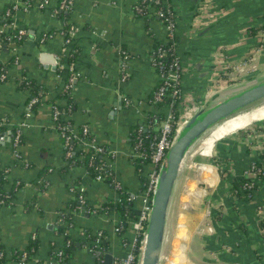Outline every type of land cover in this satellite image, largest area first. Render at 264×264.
I'll use <instances>...</instances> for the list:
<instances>
[{
  "label": "crops",
  "instance_id": "obj_1",
  "mask_svg": "<svg viewBox=\"0 0 264 264\" xmlns=\"http://www.w3.org/2000/svg\"><path fill=\"white\" fill-rule=\"evenodd\" d=\"M24 1L0 0V15L17 6L12 18L26 31L21 44L15 42L0 52L4 63L13 60L7 77H0V123L4 122L9 132L21 128L18 151L28 162L25 165L17 159L11 141H0V166H12L7 187L15 180L24 184L12 206H0V243L7 253L0 264H18L12 252L24 249L32 239L38 240L39 248L26 264H55L52 252L65 245L64 235L57 231L59 223L70 213L69 205L80 189L96 208L120 200L123 194L134 196L131 204L136 213L142 207L143 184L153 165L145 166V180H141L135 171L137 156L131 134L140 127L156 135L162 123L158 124V118L169 113L167 103L157 106L151 101L161 82L152 62L155 44L169 41L157 16H142L136 11L141 0H75L68 19L74 28L70 41L62 31L64 20L52 10L60 0H49L47 7H39L40 0H34L29 8ZM171 3L180 18L175 46L183 66V99L190 108L203 106L209 95H216L218 85L234 76L252 77L256 64L257 72L264 68V31L250 33L251 28L264 24V0H211L215 16L208 24L201 21V13L198 15L199 4L192 8L190 0ZM205 13L211 17L208 10ZM13 29L10 23L0 24V33ZM68 42L78 50L69 68V77L75 72L78 78L68 96L76 108L68 118L76 129L87 126L96 144L113 153L104 159L111 161L105 159L120 190L93 178L83 165L64 169L65 145L54 119V105L41 103L31 116L26 115L30 91L21 87L23 77L41 85L46 99L55 98L69 80L64 83V76L58 73L59 69L67 70L62 59ZM123 53L127 55L125 80L121 73ZM223 61L233 67L223 71ZM198 62L203 71L210 72L202 80L197 78ZM202 84L205 86L200 89ZM125 99L131 103L126 104ZM67 101L62 97L56 103L65 105ZM263 118L264 110H260L252 121H237L240 131L218 141L214 151L202 148L218 138L200 145L206 137L195 143L198 150L189 151L174 187L162 257L169 256L174 264H264V237L258 221V210L264 211V181L250 196L240 185L230 191L234 182L245 178L252 163L264 165V135H260L259 124L251 127ZM249 123V130H242ZM235 190L244 193L238 196ZM72 218L74 247L69 264H96L97 252L104 254V260L111 252L114 262L126 255V243L134 239L135 231L130 225L119 234L116 213L79 209ZM91 235L97 237L94 243L88 241ZM102 240L108 244L106 251L100 246ZM160 264L166 263L161 260Z\"/></svg>",
  "mask_w": 264,
  "mask_h": 264
},
{
  "label": "built area",
  "instance_id": "obj_2",
  "mask_svg": "<svg viewBox=\"0 0 264 264\" xmlns=\"http://www.w3.org/2000/svg\"><path fill=\"white\" fill-rule=\"evenodd\" d=\"M33 1L34 0H25L24 1L25 8L31 7ZM74 4H75V0H60L58 4L52 7V10L55 14L61 11L67 12V11L72 10ZM152 4L153 5L155 4V6H157V9L154 8ZM47 6H50L49 0H40L39 7H47ZM150 6L153 9L152 10L153 13H155L156 16L160 20H162V23L164 24L166 28L167 38L169 41L166 43L175 45L176 44L175 43L176 29H177V25L179 23L180 18L173 7L171 0H141V3L137 5L136 7V11L142 16L147 15L146 10L147 8H150ZM199 6L200 7H199L198 15L200 17V13H201V17H202L201 21L207 24L210 23V21L213 20L215 16L211 10L212 8L211 0H201L199 3ZM16 7L17 6H12V8L7 11V15L10 16L11 12H13ZM205 10H208L211 17L206 15ZM8 23L12 24L13 28H15L13 29V31L16 30L18 32L17 35H13V37L16 36L17 40H20L22 36L26 34V31L24 29L17 27L13 18ZM46 37L47 35L42 40H44ZM9 40H11L10 44L15 43V41L12 39V36L9 37ZM69 40L70 39H67V41ZM154 53L155 54L153 55L152 62H153L154 67L158 68L159 71L161 72L160 78L163 84L159 85V87L155 90L151 101L153 103H157V102H161L166 99L168 107H169V113L162 120L158 133H156L155 137L152 138L153 142H151V145H150V152H147L146 150H141L143 141L145 140V138L146 139L150 138L151 137L150 134L145 136L143 134L144 132L143 128L139 127L137 129V133H136L137 142L134 147L135 156H137V158L150 159V164L153 165V170L152 172L149 173L147 180L144 181L142 207L136 213L137 218L132 223V226L135 231L134 239L131 242L126 243L129 249L126 255L120 259H117L115 262L113 261V264H140V259L138 263H136V251L138 247L137 245L140 242L139 249L142 252L144 236H145L148 220L150 217V212L152 209V197H153V194L156 188L159 171L161 169V166L164 162L165 156L169 148L171 147L172 143L175 140L176 134L178 133L180 127L196 112V110L194 108H190L189 105L186 104L187 102H185V100L183 99V89H182L183 66H182L181 58L174 57V60H172V62L170 63L167 72H165L164 71L165 65L163 64L162 58L168 54V51L164 49L163 47L159 46L154 50ZM123 55H124L125 60L121 64V73H122V79L125 80L128 76L127 75V62H126L127 55L125 53H123ZM223 65H224V68H223ZM220 67L223 68L222 69L223 71H227L228 69L233 67V65L232 64L230 65L229 63H227V61H223V64L222 62L220 63ZM7 75H8V71L0 74V77L4 79L7 77ZM77 78H78V74H76L75 72H71L68 83L65 86V91L68 92V94L71 93V90ZM167 86L170 87L169 93L166 92ZM208 100L209 99L206 98V102ZM36 102H37V98H33L27 104V112H26L27 116H31L32 109H33L32 107L34 106ZM125 102L126 104L131 103V101L128 99H125ZM53 109H54V119L55 121H57L61 113H60L59 108L56 105L53 106ZM176 110H181L178 120L176 119L174 115V111ZM263 122L264 121L259 123V130H260L261 136L264 135V123ZM175 123L177 124V126L173 134V130H174L173 127ZM2 126L5 127L4 122L0 123V127ZM60 128H61L60 133L62 134L63 138H65V144H64L65 149H66L65 157L69 159L72 157L73 149H74L73 145L70 144V141L72 139V136L74 134L75 136H77L78 133L76 129L71 128L69 130L70 133L67 134L65 128L63 129L62 126L59 125L58 129ZM82 133H83V136H81V138L79 139V142L82 144H85L87 146L86 149L91 148V149L96 150L97 152H100L103 154L106 153V156L113 155V153L107 150L106 147L96 144L95 138L93 137L92 134L89 133L87 126L82 127ZM21 135L22 133H21L20 127H17L15 128L14 131H10V132L7 131V128H6V131L0 134V141H6V140L11 141L14 147V150L16 152L17 159L24 161L25 165H28V162L22 158L21 153L18 151L19 146L21 145V141H22ZM262 149L264 150V145L262 146ZM260 164L262 165L261 167L256 165L255 162L252 163L251 166L245 172V178L250 179V181L245 186H242L241 191L245 192V190H248L250 192L249 194H247L248 196H250L255 191L259 182L264 181V165L263 163H260ZM96 169L99 170L100 172L98 176L96 177L98 180L103 181L106 178H108L111 180L110 184L116 190L121 189V186L119 182L116 180L113 171L108 167V165L105 162L101 164H97ZM0 171H1V168H0ZM20 182L21 181L19 180L17 183H20ZM83 192H84V189L79 190V202L81 204L80 209L91 212L90 209H85V208H88L89 205L87 206L85 205L87 200ZM234 193L237 194L238 190H235ZM0 197H1V193H0ZM122 198L126 200L128 203H131L134 199V196L129 195V194H126V195L123 194L120 200H122ZM4 201H5L4 199L0 198V206H2ZM258 214H259L258 221L260 225V231L263 235L264 234V211L260 208L258 210ZM121 228L122 227L119 226L117 228L118 231L121 230ZM209 228L211 229V227ZM99 241H100V238L97 239V242ZM54 252H57L58 256H52L53 257V259H51L52 263H55L58 260V257L60 258L63 255V250L61 249H58ZM5 256H7L6 250L3 248L2 244L0 243V258H3ZM140 256H141V253H140ZM26 258H27V253L25 251L23 252L22 259L18 260L17 263L26 264L28 262L26 261ZM161 260H163V263H166V264H174L170 260L169 256L167 255H164L163 257L161 256L160 261Z\"/></svg>",
  "mask_w": 264,
  "mask_h": 264
},
{
  "label": "trees",
  "instance_id": "obj_3",
  "mask_svg": "<svg viewBox=\"0 0 264 264\" xmlns=\"http://www.w3.org/2000/svg\"><path fill=\"white\" fill-rule=\"evenodd\" d=\"M60 2V1H59ZM141 3V2H140ZM152 6H154V8L157 9V6H155V4ZM152 7L150 6V8H147L146 12L148 14V16H156L155 13H153L152 11ZM69 12L70 11H61L58 12V16H60L65 24L62 28V31L65 33V38L66 40L69 38L70 39V35L71 33L74 31V28H72V25L70 23H68V19H69ZM193 14L196 16L197 12L196 10L193 12ZM12 15H14V11L11 12V16H8L7 14L4 15H0V24H4V23H8L12 20ZM162 22V20H161ZM259 30H263L264 31V24L261 25L260 27L257 28H251L250 29V33L252 35L257 34V32ZM17 31H10V32H3L0 33V52H3L6 48L10 47V43L11 40H9V37L12 36V39L16 42V44H21L25 35L22 36V38L20 40H17L16 36L13 37V35H17ZM70 41V40H69ZM69 43V42H68ZM163 47L164 49H166L168 51V54L166 56H164L162 58L163 64L165 65V69L164 71L167 72L168 67L170 65V63L172 62V60H174V57H180L177 51V48L175 45L170 44V43H156L155 44V49L157 47ZM78 53V50L75 49L73 46H71V44H67V48L65 50V52L63 53V59L62 62L65 63L67 70L65 72V69H59L58 73H60L61 75L64 76V83H66V80L69 77V72L71 70H69L72 62L74 61L76 55ZM155 54V53H154ZM13 62V60L4 63L3 61L0 60V74L7 72L10 63ZM159 74L161 73L159 71V69L157 68ZM68 73V74H67ZM24 76V75H22ZM68 83V82H67ZM162 81L160 82L159 85H162ZM66 86V85H65ZM21 87H23L24 89H27L30 91V96L28 98V103L33 99V98H37V102L34 104V106L32 107V111L36 109V107L38 105H40L41 103H45V102H49L52 105H56L59 110H60V116L59 119L56 121V125L59 126L61 125L62 128L66 130V133L69 134V130L71 128H75V124L74 121L72 119H69L68 116L71 115L76 108V104L74 102V100L72 98H69V94L68 92L65 91L64 86L59 89L58 94L55 98L52 99H46V92L45 89L41 86L38 85L36 82L28 79L27 77H23L22 83H21ZM159 87V86H158ZM157 87V88H158ZM183 89V88H182ZM166 92L169 93L170 92V87L167 86L166 87ZM153 96V95H152ZM62 97H67L68 101L65 105L62 104H58L57 99L62 98ZM153 97H151L152 100ZM167 103V100H163L161 102H157L155 103L157 106H165ZM181 113V110H176L174 111V115L176 117V119L178 120V117ZM164 119L163 116H160V118H158V124L160 122H162V120ZM177 124H174L173 127V134L174 131L176 129ZM83 127V126H82ZM82 127L79 126L76 131H77V136H75V134L72 136V139L70 141V144L73 145L74 149H73V155L71 158H66V166H65V170L67 171L68 169H70V167H76V166H80L83 165L85 167V169L88 170L89 174L93 177L96 178L98 176V174L100 173L99 170L96 169V165L97 164H101L105 162L104 156H106V153H100L97 152L94 149H84L82 147L79 146L80 142L79 139L81 138V136H83L82 133ZM138 129V128H137ZM137 129L134 128V130L132 131L131 134V141H132V146L135 147V144L137 142L136 140V133H137ZM244 130V129H243ZM6 131V127H0V134L4 133ZM59 131L61 132V128L59 129ZM240 131V130H239ZM154 132H143V134L146 136L148 134H150V138L146 139L143 141L142 144V148L141 150H146L147 152H150V145L152 141V138L155 137V134H153ZM64 144H65V138H63ZM66 152V149H65ZM264 157V156H263ZM106 163V162H105ZM148 164H150V159H144V158H136L134 160V165H135V171L137 172L138 176L140 177L141 180H145V177L143 176V171L145 166H147ZM258 166H262L260 163L256 164ZM12 167V166H11ZM10 166H1V173H0V193H1V199H4V203L2 204V206H12V199L16 197L17 195V191L21 190L24 187L23 182L17 183L19 180H15L13 182V185L9 188L7 187L8 183L10 182L9 180V173L12 170ZM106 182L110 183L111 180L106 178L105 179ZM250 181V179L248 178H241L239 180V182H234L233 185L230 187V191L231 193L233 192L234 189L238 188V185L240 186H245L248 182ZM244 193V192H241ZM240 191L238 192V196H241ZM246 194H249L250 192L248 190H245ZM86 206H88V208L85 209H90V211L93 213L94 211H96L97 213H116L119 217L118 219V227L121 226V230L118 231L119 234L126 232L128 227L131 225L133 221L136 220L137 215L135 210H133L132 208V204L128 203L126 200H124L122 198V200H110L107 202H104L100 207H94L91 204H89V202L86 201ZM80 202H79V195H76V197L71 201L69 207H70V213H66L63 219V222L59 223V227H58V233L61 235H64L65 238V245L63 248H61V250H63V255L62 257H58V260L55 262V264H69L70 260L73 258V247H74V242H73V238L72 235L70 234V225L73 223V214L78 211L80 209ZM264 236V234H263ZM119 237H121L119 235ZM96 236L91 235L88 238V241H91L94 243L96 240ZM90 239V240H89ZM102 239V238H101ZM71 240V242L69 243L68 241ZM94 245V244H93ZM100 246L103 247V249L106 251V249L108 248V244L107 242H104V240H102ZM137 251H136V263H138L139 259H140V242L137 245ZM4 248V247H3ZM39 248V242L37 239H32L30 240L29 244L24 248V249H16L12 252V259L13 260H21L22 259V255L23 252L26 251L27 253V258L26 261H30L33 259V257L36 255L37 250ZM99 248V246H98ZM128 248V247H127ZM129 249H127L126 253L128 252ZM97 259H96V264H105V260H104V254H102V252H97ZM52 256H58L57 252H52L51 254ZM6 260V256L3 258H0V263L4 262Z\"/></svg>",
  "mask_w": 264,
  "mask_h": 264
},
{
  "label": "water",
  "instance_id": "obj_4",
  "mask_svg": "<svg viewBox=\"0 0 264 264\" xmlns=\"http://www.w3.org/2000/svg\"><path fill=\"white\" fill-rule=\"evenodd\" d=\"M196 8L201 0H190ZM197 78L205 79L209 71H203L198 62ZM205 84L199 86L202 89ZM211 99V98H210ZM208 100L180 127L159 171L152 197V209L148 220L140 264H160L169 208L179 170L193 145L212 127L232 118L240 112L251 110L264 100V78L243 87L224 98ZM111 162L108 158H105ZM106 264H113L112 253L105 256Z\"/></svg>",
  "mask_w": 264,
  "mask_h": 264
},
{
  "label": "rangeland",
  "instance_id": "obj_5",
  "mask_svg": "<svg viewBox=\"0 0 264 264\" xmlns=\"http://www.w3.org/2000/svg\"><path fill=\"white\" fill-rule=\"evenodd\" d=\"M257 65L258 64H256V69H257ZM256 69H254V71H253L254 73H253L252 77H248L247 79H243V77H242L241 79H239L238 75H237V76H234L232 80H229V82H225L224 84L218 85L217 88L214 89L217 91L216 95L212 96L210 100H212V98H214L213 101L216 99L218 100V99L224 98L227 95H229V94H231V93H233L239 89H242L245 86H248V85H250L256 81L263 79L264 78V68L262 70H260L259 72H257ZM238 83H240V85H238ZM209 96H208V98H210ZM186 104H189V103H186ZM260 110L261 111L264 110V102L261 105H258L257 107H255L254 109H252L250 111L240 113L239 115L229 119L228 121H226L222 124H219V125L215 126L214 128L209 129L203 135V138H205V137L206 138L205 139L201 138V139H203L204 142L201 141L200 145L205 144L206 142L210 141L213 138H218V139L216 141H214V143H213L214 145L211 144L210 146H206L202 149L214 151V148H215L218 141H220L221 139H223L227 136L232 135L233 133L238 132L239 128H237V127L239 126V124H237V123H239V121H241V120L244 122L252 121L254 118V114ZM263 120H264V118H263ZM251 124L249 123V124L245 125L243 129L249 130ZM257 124H259V123H254L251 127H254V126L256 127ZM216 133H218V136L215 135ZM198 148H199V144L195 145L191 149L190 153H193L194 151L198 150Z\"/></svg>",
  "mask_w": 264,
  "mask_h": 264
},
{
  "label": "bare ground",
  "instance_id": "obj_6",
  "mask_svg": "<svg viewBox=\"0 0 264 264\" xmlns=\"http://www.w3.org/2000/svg\"><path fill=\"white\" fill-rule=\"evenodd\" d=\"M241 88H242V87H241ZM217 97H218V96H217ZM222 97H223V96H222ZM263 102H264V100H263ZM263 102H262V103H263ZM262 103H261V104H262ZM261 104H259V105H261ZM256 107H257V106H256ZM253 109H254V108H253ZM251 110H252V109H251ZM247 111H250V110H247ZM243 112H246V111H243ZM243 112H240V113H243ZM240 113H239V114H240ZM239 114H237V115H239ZM237 115H236V116H237ZM234 117H235V116H234ZM232 118H233V117H232ZM229 119H231V118H229ZM229 119L225 120L224 122L228 121ZM224 122H221V123H219V124H222V123H224ZM219 124H217V125H219ZM217 125H215V126H217ZM215 126H214V127H215ZM214 127H212V128H214ZM201 138H203V136H202ZM201 138H200V139H201ZM200 139H199V140H200ZM194 145H195V144H194ZM194 145H193V146H194ZM190 150H191V149H190ZM190 150H189V151H190ZM184 160H185V159H184Z\"/></svg>",
  "mask_w": 264,
  "mask_h": 264
}]
</instances>
